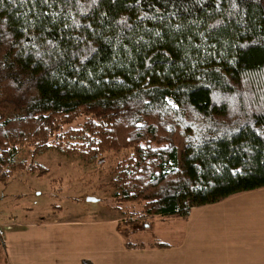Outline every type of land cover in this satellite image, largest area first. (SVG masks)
<instances>
[{
	"label": "trees",
	"instance_id": "obj_1",
	"mask_svg": "<svg viewBox=\"0 0 264 264\" xmlns=\"http://www.w3.org/2000/svg\"><path fill=\"white\" fill-rule=\"evenodd\" d=\"M22 147L121 151L143 219L264 187V0H0V180Z\"/></svg>",
	"mask_w": 264,
	"mask_h": 264
},
{
	"label": "rangeland",
	"instance_id": "obj_2",
	"mask_svg": "<svg viewBox=\"0 0 264 264\" xmlns=\"http://www.w3.org/2000/svg\"><path fill=\"white\" fill-rule=\"evenodd\" d=\"M29 152L22 147L15 165L48 172L38 177L12 168L1 178L0 264H214L224 257L217 251L223 244L253 242L254 232L238 234L242 225H264V192L194 207L184 219H143L140 205L118 203L109 192L121 151L91 160Z\"/></svg>",
	"mask_w": 264,
	"mask_h": 264
},
{
	"label": "crops",
	"instance_id": "obj_3",
	"mask_svg": "<svg viewBox=\"0 0 264 264\" xmlns=\"http://www.w3.org/2000/svg\"><path fill=\"white\" fill-rule=\"evenodd\" d=\"M262 192H264V187L251 190V191L233 194L227 197L226 199H231L232 197L237 196V195H247L249 197V196H253V195H256ZM226 199L220 202L214 203V204H210V205L219 204L225 201ZM188 216H186L185 218H187ZM249 226L250 225H248L247 227H244V225H242V228L239 229L238 234L241 235L242 233H244L243 236L246 238V235H245L246 233L254 232L253 242H250L247 245H239V246H237L236 242H232V243L228 242V244H225V245L223 244V246L219 248V250L217 251L219 252L220 257L221 255L222 257L223 256L224 257L219 262L215 260L214 264H264V225L263 226L251 225L250 227ZM231 229H232V226H231ZM241 249H243V251L241 252L247 253L248 258L239 257ZM0 262H1V256H0Z\"/></svg>",
	"mask_w": 264,
	"mask_h": 264
}]
</instances>
